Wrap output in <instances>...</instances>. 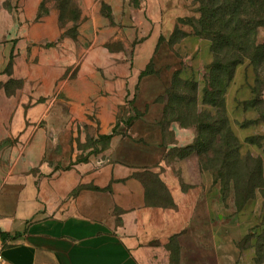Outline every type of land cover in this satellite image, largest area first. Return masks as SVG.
Masks as SVG:
<instances>
[{
  "label": "crops",
  "instance_id": "1",
  "mask_svg": "<svg viewBox=\"0 0 264 264\" xmlns=\"http://www.w3.org/2000/svg\"><path fill=\"white\" fill-rule=\"evenodd\" d=\"M43 1L0 11V264H254L240 238L216 232L213 174H187L186 159L167 155L194 139L176 123L164 136L154 99L168 79L144 83L148 108L114 141L113 163L56 167V138L65 151L72 118L109 134L128 99L132 80L112 45L121 39L138 63L150 61L191 0H76L77 36L61 41L59 13L40 15ZM56 90L68 105L60 113Z\"/></svg>",
  "mask_w": 264,
  "mask_h": 264
},
{
  "label": "rangeland",
  "instance_id": "2",
  "mask_svg": "<svg viewBox=\"0 0 264 264\" xmlns=\"http://www.w3.org/2000/svg\"><path fill=\"white\" fill-rule=\"evenodd\" d=\"M18 1L0 0V11L5 9L10 14L17 13ZM137 2L138 0H129L131 5H137ZM48 10H55L59 13L60 24L65 30L58 39L59 41L63 36H77L80 11L76 0H44L40 8V15L48 12ZM62 14H64L63 18ZM199 17V4L195 0H191L190 14L179 19L171 36L159 39L153 58L144 64L138 63L134 59V53L126 52L127 49L121 39L112 45L113 49L123 52L119 55V61L121 65L125 64L126 68H120V75L132 80L128 83L130 87L128 88V99L120 105L118 120L109 134L95 133L92 128H89V125L80 124L78 119L72 118V133L65 135L69 142L65 151L61 144L62 135H58L56 138L59 141L54 151L57 168H71L81 163H92L97 167L108 162L113 163L114 141L116 142L120 140L122 135H126L134 121L141 119L148 108V104L147 107L144 105L146 100L144 101V98L138 100V96L144 83L150 79L162 78L170 81V86L164 93L154 99L158 104H164V110L169 100V91L173 89L176 79L180 78L198 83L199 105L193 111L194 114H192L190 122L194 121L195 114H215L216 109L202 103L205 85L204 74L206 73V66L213 60V55L210 50V42L206 38L198 37L195 33ZM106 24L109 25V20ZM122 28L120 25V29ZM141 41L135 38L133 46L136 47ZM257 43H264V26L257 31ZM109 46L111 47V45ZM13 57V55L9 57L7 69L11 66ZM102 57L104 63L110 61L108 52H103ZM9 71L7 70V72ZM107 73L108 70H104V76ZM254 83V72L252 67L246 63L237 68L234 80L225 93V112H227L230 126L241 145L240 163H232L231 165V171L239 180L237 184L229 178L225 169L220 171V159L216 160L215 153L209 152L208 155H205L190 149L197 141L198 130L196 126L189 125V119H183L184 122H176L172 121V118L165 119L163 113L160 125L164 128V132H166L164 136L168 140H170L168 129L174 123L193 130L194 139L191 144L173 148L167 155L173 158L186 159L187 164L183 168L187 174L197 172L200 174L203 171L213 174L219 199L214 213L216 232H224L226 236L240 238L239 247L253 253L254 264H264V91L261 97L262 101H256V95L252 93L255 87ZM6 87L8 93L15 88L14 84H9V82ZM58 93L59 90H56L54 109L60 113L64 109L66 110L68 105L63 103V98ZM254 100L256 104H253ZM246 156H249L250 160L244 165L243 159ZM258 161L261 163L260 167L256 165V163L259 164ZM92 165L90 166L91 169H93ZM249 166L251 168L255 166L259 169L263 178L262 182L258 183L256 182L257 175H254L253 179H255L257 186L253 189L245 182L249 173ZM225 222L226 230L222 231V227L225 226L221 225Z\"/></svg>",
  "mask_w": 264,
  "mask_h": 264
},
{
  "label": "trees",
  "instance_id": "3",
  "mask_svg": "<svg viewBox=\"0 0 264 264\" xmlns=\"http://www.w3.org/2000/svg\"><path fill=\"white\" fill-rule=\"evenodd\" d=\"M195 1L199 4L200 12L195 33L210 42L213 55V60L206 66L204 74L202 103L216 109V112L214 115L195 114L194 121L190 122L193 111L199 105L198 83L179 78L169 91L164 117L172 118L176 122L189 119V125L196 126L198 130L197 141L190 149L205 155L209 152L215 153L216 160L220 159V171L225 169L229 178L237 184L239 180L231 171V165L240 163L241 145L225 112V93L234 80L237 68L248 63L255 77L252 93L256 95V101L261 100L264 91V43H257V31L264 26V0ZM63 16L64 14L62 18ZM255 100L253 104H256ZM248 160L249 156L243 159L244 165ZM256 165L260 167L261 163ZM254 175L258 178L256 182H262L260 170L249 166L245 182L252 189L257 186ZM236 189L238 192L237 186Z\"/></svg>",
  "mask_w": 264,
  "mask_h": 264
}]
</instances>
